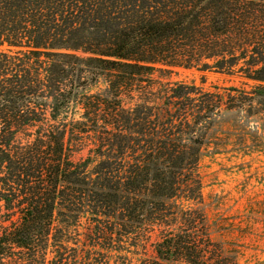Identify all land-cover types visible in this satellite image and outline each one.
Returning a JSON list of instances; mask_svg holds the SVG:
<instances>
[{
  "label": "trees",
  "instance_id": "16d2710c",
  "mask_svg": "<svg viewBox=\"0 0 264 264\" xmlns=\"http://www.w3.org/2000/svg\"><path fill=\"white\" fill-rule=\"evenodd\" d=\"M177 69L244 82L154 75ZM221 110L264 124V0H0V264H241L200 210L174 230L149 198L200 197ZM91 135L96 157L73 158Z\"/></svg>",
  "mask_w": 264,
  "mask_h": 264
},
{
  "label": "rangeland",
  "instance_id": "374dc122",
  "mask_svg": "<svg viewBox=\"0 0 264 264\" xmlns=\"http://www.w3.org/2000/svg\"><path fill=\"white\" fill-rule=\"evenodd\" d=\"M154 75L161 77L163 82L182 81L208 91L240 86L244 82L238 76L196 69H177L171 74L155 72ZM104 87L101 80L86 90L104 94ZM158 96L154 93L153 98L161 103L163 98L159 100ZM218 114L208 132L209 146L202 150L197 169L200 197L188 198V189L185 188L187 194L181 192L173 197L149 198L173 206L176 220L169 228L174 230L183 210H200L204 215L206 233L220 244L226 254L237 250L238 261L244 264L253 260L255 253L257 255L264 250V124L256 116L242 119V114L224 110ZM91 136L84 139L81 150L76 146L68 153L75 159L88 155L94 159V152L89 153L95 146ZM71 144L67 145L68 148ZM93 164L89 167L90 172ZM158 235L157 229L151 232L140 251L151 254Z\"/></svg>",
  "mask_w": 264,
  "mask_h": 264
}]
</instances>
